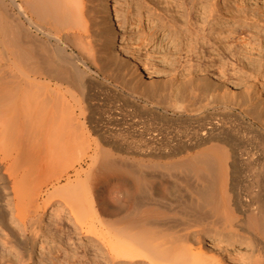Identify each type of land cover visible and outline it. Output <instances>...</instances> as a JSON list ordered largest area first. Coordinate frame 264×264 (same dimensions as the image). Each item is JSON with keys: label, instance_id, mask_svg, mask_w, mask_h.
Wrapping results in <instances>:
<instances>
[{"label": "bare ground", "instance_id": "obj_1", "mask_svg": "<svg viewBox=\"0 0 264 264\" xmlns=\"http://www.w3.org/2000/svg\"><path fill=\"white\" fill-rule=\"evenodd\" d=\"M155 1L161 5L164 4L163 8L160 4L155 7L162 9L158 8L161 11V15L158 13L160 18L164 14L163 9L171 12L172 8V11L174 10L179 16L187 13V15L184 14L185 22L181 18L183 23L178 20L180 17L177 19L175 15H172L173 21L175 19L182 23L177 25V22L168 18L170 16L167 10L164 12L168 13V17L164 16L179 27L176 29L181 27L184 31L183 24L185 23L186 29L190 30L189 36L195 35L191 38L195 39L192 40L193 42L200 37L206 39V43L209 41L210 34L212 35L210 30L214 29V25H208L210 33L209 31L207 33L205 28L216 12V5L212 0ZM194 1L199 2V7H194ZM11 3L15 10L12 7V11L9 12L4 2L0 0V174L3 176L0 179L5 181L6 176L4 175H7L9 182L7 187L13 194V206L19 222L26 227L27 220L34 214H38V209L41 207L38 202L42 197L45 196L46 200H51L54 196H58L65 210L56 215V219L52 222L60 224L61 220L66 219L70 229L81 235L79 245H87L85 247H91L94 252L98 249L99 252H95L98 258L94 256L92 259L94 264H264V195H262L264 189L257 185V188H252L263 189L262 194V190L252 189L243 197L240 195L242 193H237L238 191L226 188L219 190L213 185L219 176L237 173L238 169L264 174V139L259 141V144L251 143L249 146L245 144L247 147L245 146L244 155L241 156L243 158H240L237 152L239 149L237 150L234 147L235 143L229 140L230 135L227 131L229 128L226 129L228 125L224 123L226 120L223 122L222 119H217L218 115L225 116L226 119V115H229L230 111L236 107L240 108L243 116L250 115L256 119H262L264 118L263 106L261 108L254 106V112L250 113L247 110L248 106L244 104L247 97L244 92L232 91L236 93L233 95L226 90L219 93L216 87L212 89L214 91L212 92L208 87L210 89L207 91L212 93H209L204 104L213 112L203 117L205 121L200 124L199 128L195 130L193 128V131L189 129L192 132L190 136L181 137L183 139L187 137L185 141L180 139L179 134L178 137L183 142L175 149L158 151L155 146V148L149 146V142L154 143L156 139L154 140V133L146 132L147 130H139L136 133L138 141L144 140L142 141L143 146L140 147L117 145V142L112 139L116 132L111 135V132L103 130L94 136L84 119L83 106L85 104L77 101L70 92L71 90L62 89L57 86L58 84L53 83L55 73L59 75L54 79H59L60 76L65 77L63 79L71 85L73 81L78 83L81 81L82 71L75 60L79 58L78 54L72 55L75 58L69 57L73 63L71 68H67L66 65L55 64L56 60L52 52L56 51L55 47L64 53L69 43L77 48L79 42L81 44L79 46L82 47L77 48L78 52L82 48V50L87 49L86 46L89 45L90 39L85 45L83 41L87 36L83 38L84 33L90 26L87 24L90 19L87 20L85 16L87 9L84 10L85 7L87 8V1L11 0ZM193 8L198 9L193 10ZM236 9V14L233 13L234 15L231 16L236 23L241 24L243 30L236 32L235 28L238 27L228 25L231 28L228 31L234 34L233 37L240 36L242 40L238 42L239 39L234 38L235 42H228L227 39L232 40L233 37L228 38L226 35L224 42L221 41V43L225 53L228 50L227 53L234 57L235 61L242 63L238 69H233L231 72V75L240 81L247 75L243 69V61L245 58L254 60L249 56L242 42L243 40L246 43L248 41L241 37L242 33L251 30L248 28L246 30V24H252L257 28L255 33L249 31V34H252L251 32L255 34L252 35L255 36L256 41L252 40V42L258 46L256 47L259 48V52L263 51L260 55L258 54V61L264 59V43H262L264 40V11H259L260 8L247 11L244 5ZM154 10L156 11L153 8ZM181 10L184 11L180 12ZM90 17L93 18V16ZM61 30L65 32L62 33ZM182 30L179 34L183 32ZM69 32L73 35L71 36L73 39L68 38ZM148 33L149 37L154 34L153 31H148ZM189 42L193 43L190 40ZM194 44L189 45L190 47L196 46ZM219 46L217 47L221 49L222 47ZM82 50L79 55H84ZM66 55V53L63 54L64 57H67ZM132 60L137 68L142 67L151 74V71L140 60ZM60 61L59 59L58 62ZM256 61L254 60L255 63ZM262 62L259 63L262 64ZM62 64H64L63 61ZM225 71L220 69L219 75L225 77ZM226 74L231 76L228 72ZM259 76H263L260 71L255 73V77ZM204 85L201 90L204 89ZM206 89L207 86L205 90H202L203 94L207 92ZM142 95L145 98H151L148 94ZM153 97L150 102H161L160 100L159 102L154 101L156 99ZM253 97L257 102L260 98H264L262 88L257 83L253 85ZM179 98L178 87H176V93L172 95L171 100L177 102ZM214 118L217 121L221 120L222 123L217 122L216 119L214 121ZM146 140L148 143L145 142ZM101 142L104 145H101ZM158 142L161 143V141ZM105 144L111 147H104ZM175 155L178 158L173 163L166 164V167L172 166V168L178 167L179 169L183 167L181 169L183 171H185L184 168L187 169V173L190 172L202 182V187L195 186L188 190L176 186L174 190L162 188L161 182L164 176L151 171L152 168L158 166V163L156 161L153 163L152 159ZM98 158L101 159L102 167L106 171L99 175L92 174L94 176L92 179L89 173L90 168L94 160ZM239 159L245 163L244 166L239 163ZM93 180H96V183ZM109 180L117 184L113 199L99 202L98 195L100 196L102 191L99 183ZM62 181L65 182L62 183ZM92 184L93 186H90ZM263 184L260 185L263 186ZM120 188H123L121 196L117 195L118 191L121 192ZM46 205L48 201L43 200V209ZM33 227L34 225L32 229L30 228V235L35 239L38 235V230L36 231L38 227L36 229ZM212 231L226 234L239 231L247 233L254 246L259 252L261 251V255L253 259L244 257L243 259L242 256L232 257L235 260L230 259L232 261L228 262L227 257L222 255L223 245L206 239L207 233ZM255 232L261 236L256 235ZM84 238L89 239L91 243L88 242L89 240L86 242L90 244L82 242ZM23 251L28 257L25 259L26 262H22L30 264L32 257L28 245L23 247ZM22 262L19 264H23Z\"/></svg>", "mask_w": 264, "mask_h": 264}, {"label": "rangeland", "instance_id": "obj_2", "mask_svg": "<svg viewBox=\"0 0 264 264\" xmlns=\"http://www.w3.org/2000/svg\"><path fill=\"white\" fill-rule=\"evenodd\" d=\"M2 1L6 5V9L9 12H11L12 9L15 10L11 0ZM85 1H87V8H84V10L87 9L85 16H87V20L90 19L87 21V24L90 25L91 28L88 26L90 30L87 27L88 30L86 29V32L83 36L84 38L87 35L83 39V41H85V43L83 42L84 45L88 43L86 41L90 39L89 45L87 44L86 46L87 49L82 50L83 48H80L84 55H79V52L81 54L80 49L79 52L77 51V48L82 47L79 46L81 45L80 42L78 47L76 46L77 48H75V45L73 46L69 43V45L65 47L64 51L66 52L64 53H61V51L55 49V47L54 50L56 51L52 52L54 55L53 57L55 58L54 60L57 61V63L55 61V64L57 65L59 63L58 65H66L67 68L72 67L73 62L70 58H75V56L72 55L78 54L79 58H76L75 60L77 62L78 68L82 71L81 81L79 83L75 81L73 82H75V84L78 83L80 86L78 87V85L73 84V82H71V85L70 82H67L63 79L65 77L60 76L59 79L60 81L63 80L62 82H60L58 78L54 79L55 77H58L59 74L57 73H55V77H53V83L56 85L58 84L57 86L62 87V89H68L69 91L71 90L70 92L73 93L76 100L83 105L85 104L84 106L82 105L85 114L84 119L87 127L94 134V136L97 135V133H100V131L103 132V130L111 132V135L116 132L112 139L113 141L117 142V145H122V147L127 145L134 147L135 145V147H140L141 145L143 146L144 143H142V141L144 140L138 141L137 139L139 138L136 136V133H138L139 130H147L146 132H150L152 134L154 133V140H157L158 137L159 139H161L160 137H164L161 140L158 139V141H161V143L155 140L156 143L151 141L153 145L151 142H149V146L152 148L155 146L156 148H154L158 151H170V149H175L177 148L178 144L180 146L181 142H183V140L185 141V138L192 134L191 131H193V128L195 130L199 128L200 124L204 123V116L210 112H213V110L210 107H206L204 103L207 101L206 99L208 98L209 93L211 91L214 92L212 89L215 87L219 93H222L224 90L233 95L236 93H232V91H240L239 93L244 92L247 96L246 102L244 104L248 106L247 110H249L250 113H252L254 106H259L260 108L263 106L264 108V98H260L257 102L253 97L254 83H257L261 86L264 96V59H261L263 62L258 61V54L260 55V52L263 51L259 52V48H257L258 46L252 42V40L256 41L254 33L257 28L252 24H246V30L247 28L251 30H247V35L246 33H242L244 36H241L245 38L246 41L248 40L247 43H249V40H251V43L249 44H247L245 40L242 42L245 44V50L249 53V56L253 57L252 59L257 60V64L254 62V60H248V58H245V61H243V69L247 72V75L240 81L235 79L234 76L231 75V72L233 69H238L242 63L235 61L234 57H231V55L227 53L228 50H226L225 53V49L221 43V41L224 42L226 35H228V38H231L229 36H234V34L229 33L228 29L231 28H229L228 25L231 27L233 26L234 28L238 27L235 28L237 29L236 32L243 30L241 24L236 23L233 16H231L236 14V8L244 5V7H247L248 9L247 11L260 8L259 11L261 10V12H263L264 0H212L214 5H216V9L214 8L216 14L214 13V16L209 20V24H206L205 31L207 33L209 31L208 25H214V29L210 30L212 35L210 34V39L207 41V43L206 39L204 40L201 37L198 38L200 41L197 40L193 42L195 39L193 40L191 38L195 35L193 34L192 37L189 36L190 30H187L189 28L186 29L187 26L185 23L183 24L185 27H183L186 30L183 28V31L180 27L183 32L179 34L181 30L176 29L179 27L175 26L173 22L175 21L176 23L178 20L180 21L181 18L184 21L186 18L184 14L187 15V13L183 12V16H179V14L174 12V10L172 11V8L171 12H168L167 9H163L162 12L164 14L161 16V19L158 15V13L161 15V11L159 10L161 8H155L157 5L160 6L161 4L155 0L154 2L153 0ZM162 6L164 7V4L160 7ZM195 6L199 7V2L196 3L194 1V7ZM153 8L156 9V11H153ZM197 9L198 8H193V10ZM165 10H167L169 14H165ZM182 11L184 10H181L180 12ZM86 13L88 15H86ZM167 14L170 17H168ZM164 15H167L171 21H173V18H171L173 17L172 15H175L177 19L178 17L180 18L178 20L174 19V21L171 22L168 18L166 19ZM90 16H93V18ZM182 20L181 22L183 23ZM181 22H177L176 25L180 24ZM61 31L64 33L67 30L65 29V31ZM148 31L154 32L152 37L148 36ZM186 31H188L187 34L188 38L190 37L189 40L193 43L189 42ZM249 31H253L254 33H251L254 35L249 34ZM71 36L73 35H70L69 32L68 38L70 37V39H73ZM239 37H237L239 39L238 42L242 40ZM248 37H250V39ZM86 38L88 39L86 40ZM234 38L235 37L231 38L232 40L227 39V41L235 42L233 40ZM263 41L264 40H262V43H264ZM189 44H194L196 46H192L194 47L192 49ZM217 46L222 48L220 49ZM221 50H223L224 53ZM65 53L67 54V57H64L65 55L63 56ZM228 55L230 56L228 57ZM59 59L61 60L60 62H58ZM64 59L66 60L64 61ZM132 59L140 60L145 65V67L151 71V74H149L142 67L137 68ZM62 61L64 64H62ZM65 62H67V64H65ZM259 62H262V64ZM66 67L64 69H66ZM220 69L226 70L225 77H221L219 75ZM258 71H260L263 76L255 77V73ZM226 72H228V75H231L232 77L230 76V78L227 76ZM86 74L88 75L86 76ZM83 76L86 77L84 78ZM89 76L91 78H89ZM201 84H205L203 86L204 89L202 90H205V87L207 86L206 91L210 88L211 91H207L208 94L207 92H204L203 94V91L201 90ZM208 84H212V86H208ZM73 85L75 86L73 87ZM176 87H178V97H180L177 102L176 100H171L172 95L176 93ZM142 94H148L151 96V98H145ZM152 97L156 99L154 101L159 102L160 100L161 102H150ZM163 99L164 102H166L168 99L169 103H167L168 101L164 103ZM241 112L242 111L240 108L236 107L230 111L229 115H226V119L224 118L225 116H215L217 119L219 118L222 119V121H227L223 122L225 125H228H226V129L229 128L227 130L228 135H230L228 136L230 137L229 140H231L233 144L235 143L234 147L237 148V150L239 149V151H237L239 157L243 158L241 156L244 155L246 145L249 146L251 143L259 144V141L264 139V118L256 119V117L253 118V116L250 115L243 116ZM215 119L216 118H214V121ZM222 121L218 120L217 122L222 123ZM189 129H191V131ZM186 131L190 134L188 135L185 133ZM259 131L262 132V135ZM257 132H259V134H256ZM186 135L187 137H184V139L181 138L182 136ZM178 136L183 140H180ZM145 142L148 143V140ZM101 145L104 144L101 142ZM109 146L110 145L105 144L104 147ZM159 146L162 148L160 149ZM177 158L178 156L175 155L152 159V162L155 163L156 161L159 167L155 166L156 168H152L151 171L157 174L160 173L164 176V180L161 182L162 188L174 190L176 186L180 189L188 190L195 186L202 187V182L198 181L192 174H190V172L187 173V169L184 168L185 171H183L181 170L183 167L179 166L181 169L178 167L172 168L171 165V167H166L169 163H173V161ZM238 161L241 165L245 164L243 161H241V159ZM87 162L89 163L90 161ZM159 163H161V165L165 164V167H163V165L160 166ZM105 171L106 169L102 167L101 159L98 158L94 160L93 166L90 168L89 173L90 175H99ZM4 176H6L5 181L3 179L4 182L1 181L2 179H0V264H19L22 261L26 262L25 259H27L28 255L23 251V247L27 245L30 248V254L32 257L30 258V264H94L92 259L94 256H96L95 252H99V250L97 249L94 252L91 247H85L87 245H79L78 243L81 241H79L81 235H78L76 232L74 233L70 229L66 219L64 221L61 220L60 224L57 222H52L56 219V215L62 213V211L65 210L60 197L54 196L52 199L50 198L51 200H46L45 196L42 197L39 200L40 202H38V204L40 203L41 206L38 209V214L40 215L34 214L32 217H30L27 220V225L25 227L19 222L17 215L15 214L16 212L14 210L12 201L13 194L10 191V188L8 190L7 187L9 183L7 181V175ZM1 177L3 176L0 174V178ZM219 177L217 178V182L213 184L214 187L219 190L224 188L233 189L236 192L238 191L237 193H242L239 194L243 197L249 194L248 192L253 189L252 187L257 188V185L258 187L264 189V184L263 186L260 185L264 183V174L261 175L247 172L243 169H238L237 173L228 176L221 175ZM91 178L94 179V176L92 175ZM95 181L94 183H96ZM64 182L65 181H62V183ZM3 183H5V186ZM99 185L102 191L100 196L98 195L97 200L100 202L101 200L110 201L113 199L112 197L115 194V189H117L116 182L112 180L100 181ZM213 185L209 186L211 187ZM90 186H93V184ZM258 189L259 190L256 189L255 191L262 190V194L263 189ZM120 190L121 192L119 193L118 191L117 195L121 196L123 188H120ZM244 192L247 193L245 194ZM262 195H264V192ZM43 200L48 201V205L44 206V209L42 207ZM32 225H34L35 229L38 227L36 231H39H37L38 235L35 239H33V237L30 235ZM67 226L69 227V230ZM230 233L226 234L225 232L212 231L208 232L206 235V239L210 242L216 241L223 245L222 255L225 258L227 257L226 260H228V262L230 259H232V257L235 258L239 256L238 258H240L242 256V258L244 257L245 259H253L261 255V251L259 252V250L254 246L252 240H250L249 234L240 231ZM255 234L259 235L258 232H255ZM88 240L89 239L84 238V241L82 242L90 244L91 241ZM234 258L232 260H235ZM24 262L22 263L25 264Z\"/></svg>", "mask_w": 264, "mask_h": 264}]
</instances>
